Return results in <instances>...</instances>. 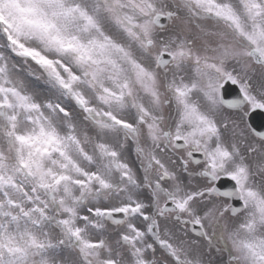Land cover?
<instances>
[{"label":"snow or ice","instance_id":"6c2138e0","mask_svg":"<svg viewBox=\"0 0 264 264\" xmlns=\"http://www.w3.org/2000/svg\"><path fill=\"white\" fill-rule=\"evenodd\" d=\"M0 264H264V0H0Z\"/></svg>","mask_w":264,"mask_h":264}]
</instances>
